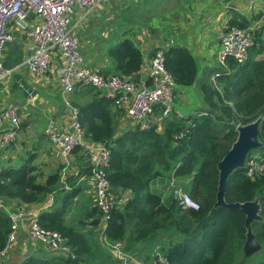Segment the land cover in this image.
Returning <instances> with one entry per match:
<instances>
[{"label": "trees", "instance_id": "1", "mask_svg": "<svg viewBox=\"0 0 264 264\" xmlns=\"http://www.w3.org/2000/svg\"><path fill=\"white\" fill-rule=\"evenodd\" d=\"M240 18L235 17L230 24L249 26L246 17ZM263 54L264 25L254 31L246 62L229 59L228 67L215 71L219 73L215 81L211 75L200 79L204 107L185 117L173 111L163 122L164 131H158L156 125L151 129L137 126L117 135L119 119L112 99L94 94L89 102L76 104L86 137L110 146L107 174L113 190L131 193L123 209L112 210L106 230L109 240L123 241L132 253L160 243L168 264L240 263L246 241V215L236 208H214L218 163L236 141L238 123L245 125L261 117L260 139L264 142ZM109 58L115 74L133 78L143 63L140 48L130 38L110 48ZM165 58L176 91L197 81V62L188 48L172 45L165 50ZM259 151L264 152V148ZM33 159L34 155L19 166L0 169V198L7 205L16 203L27 209L25 205L42 203L49 196L60 198L61 204L41 212L39 221L43 227L59 231L69 251L32 255L22 264H112L113 256L98 230L99 209L85 208L67 218L79 192L75 178H68L70 188H66L62 167L46 175ZM83 173L89 175V169L84 168L80 175ZM170 175L192 177L189 192L199 201V209L185 208L176 200L167 203L151 190L153 180ZM256 199L261 204L262 220L254 221L252 228L263 249L254 264H264V174L252 179L245 167L237 169L227 183V202ZM12 223V214L0 208V252L9 243Z\"/></svg>", "mask_w": 264, "mask_h": 264}, {"label": "crops", "instance_id": "2", "mask_svg": "<svg viewBox=\"0 0 264 264\" xmlns=\"http://www.w3.org/2000/svg\"><path fill=\"white\" fill-rule=\"evenodd\" d=\"M237 16L239 19L246 17L250 21L247 27L254 34L255 30L264 25V0H99L91 9L82 10L76 7L70 17V26L80 42L84 65L104 75L115 74L109 49L125 38L132 39L143 55L141 70L136 78H132L141 85H151L152 59L155 52L158 48L166 50L172 45L188 48L197 62L198 77L207 78L211 75L215 81L216 72L224 67L218 61L222 35L231 25L230 21ZM30 18L29 25L33 20ZM12 32L14 37L5 46L3 60L6 67L13 68V73L10 78L0 81V114L10 106H18L20 121L16 128V139L8 147L0 145V169L3 166H19L32 155L34 164L46 175L57 173L61 167V173L66 169L68 177L73 175L75 186H79V192L67 216L70 218L71 213H81L85 208L94 207L95 203L88 176L84 173L80 175L86 167L83 154L75 152L69 161L65 160L49 140L46 131L51 125H60L70 111L62 94L58 74L62 62L55 56L50 71L45 74L30 73L26 61L32 54L31 42L22 26L13 24ZM194 85L195 83L180 87L182 90L177 95L178 102L181 98L188 101V104L192 101L198 102L189 107L182 103V107L186 109L183 112L174 101L173 111L180 116L191 115L205 105L203 97L192 90ZM94 94L101 96L102 92L92 86L77 85L70 98L76 105L89 102ZM176 94L178 89H175V98ZM114 104L113 110L119 119L117 135H121L125 130L134 128L136 122L127 116L123 107L115 101ZM167 117H163L161 110L155 112L153 122L160 131H164L163 122ZM11 126L10 119L4 116L0 121V139L2 132ZM170 179L182 184L187 190H190L192 184V177L175 175L153 180L151 190L160 194L167 203L174 200L172 194L165 192ZM127 192L130 197V191ZM60 204L61 199L53 195L42 203L25 206L40 214L57 208ZM20 208L23 207L8 203L6 210L15 217ZM17 220V229L10 234L6 253L0 264H22L32 255L63 254L31 236L26 219L17 217ZM160 247V243H156L136 253H130L134 260L143 264H154L157 251H161ZM107 249L113 256L112 264H121L115 253Z\"/></svg>", "mask_w": 264, "mask_h": 264}, {"label": "built area", "instance_id": "3", "mask_svg": "<svg viewBox=\"0 0 264 264\" xmlns=\"http://www.w3.org/2000/svg\"><path fill=\"white\" fill-rule=\"evenodd\" d=\"M99 0H0V81L10 78L13 68L4 65V49L13 40L12 25L22 26L31 42L32 54L26 61L32 74H45L51 70L53 59L58 56L62 62L58 68L62 94L70 108L60 125L47 128L49 140L65 160L78 152L83 154L85 168L89 169V181L95 206L100 212L98 228L101 240L121 260V264H143L134 260L132 254L125 249L123 241H111L106 230L109 225L112 210L123 209L129 198L128 192L116 193L107 174L111 158L108 143L93 141L86 137L79 118V107L73 104L70 94L77 85L92 86L99 89L103 96L115 101L126 110L128 117L136 122L141 129H151L155 112L161 110L163 117L169 116L174 110L176 82L167 69L165 48H158L152 59L151 85H141L132 77L118 74L104 75L91 67L84 65L80 50V42L71 31V14L76 7L85 10L97 5ZM32 20V24L28 21ZM254 34L248 27L238 25L228 26L221 38L218 61L227 67L228 60L233 59L244 63L249 57L253 45ZM219 73H216L218 76ZM30 93V92H29ZM31 94V93H30ZM19 107L10 106L0 114L10 119L12 126L2 132L0 145L8 147L17 137L19 126ZM157 130L160 131L157 127ZM246 174L254 179L264 174V152H252L246 162ZM66 188H70L67 180L68 171L61 173ZM85 177V176H84ZM166 193L173 195L174 200L185 208L199 209L200 203L184 186L170 179ZM0 198V208H7ZM17 217L26 219L30 226V235L44 242L50 249L62 252L69 251L63 235L53 229L42 226L39 213L27 208H20L13 218L12 231L17 229ZM6 249L0 252V262ZM154 264H168L167 258L157 251Z\"/></svg>", "mask_w": 264, "mask_h": 264}, {"label": "water", "instance_id": "4", "mask_svg": "<svg viewBox=\"0 0 264 264\" xmlns=\"http://www.w3.org/2000/svg\"><path fill=\"white\" fill-rule=\"evenodd\" d=\"M261 122L262 118L259 117L248 124L239 125L237 127L238 136L236 141L218 163L219 185L214 208H236L246 215V241L243 247V258L239 264H254L257 254L263 249L252 228L254 221L262 220L261 204L259 199L243 203L227 202L226 189L232 174L237 169L246 166L248 156L252 152L264 148V142L260 139Z\"/></svg>", "mask_w": 264, "mask_h": 264}, {"label": "rangeland", "instance_id": "5", "mask_svg": "<svg viewBox=\"0 0 264 264\" xmlns=\"http://www.w3.org/2000/svg\"><path fill=\"white\" fill-rule=\"evenodd\" d=\"M218 66H219V64H218ZM221 66H223V65H221ZM227 67H228V64H227ZM199 74H200V73H199ZM202 77H203V76H202ZM202 77H198V78H197V81L195 82V85H194L193 88H192V90H194V91H196L198 94H200L201 97H203V92H202L201 87H200V85H199V80H200ZM181 90H182L181 88H178V94H176V98H175V105L177 106V108L182 109L183 112H186V109L182 107V106H183L182 103L185 104L186 107H189L190 105H195V104H197L198 102H194V101H192V102H189L190 104H188V101L183 100L184 98H181V99L179 100V102H178L177 95H180V94H181ZM198 94H196V95H198ZM239 125H243V124L238 123L237 126H236V128H237ZM68 184H69V182H68ZM73 211H75V209H74ZM68 216H69V215H68Z\"/></svg>", "mask_w": 264, "mask_h": 264}]
</instances>
